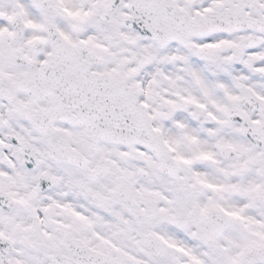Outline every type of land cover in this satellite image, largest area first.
<instances>
[{
    "label": "snow or ice",
    "instance_id": "obj_1",
    "mask_svg": "<svg viewBox=\"0 0 264 264\" xmlns=\"http://www.w3.org/2000/svg\"><path fill=\"white\" fill-rule=\"evenodd\" d=\"M0 264H264V0H0Z\"/></svg>",
    "mask_w": 264,
    "mask_h": 264
}]
</instances>
